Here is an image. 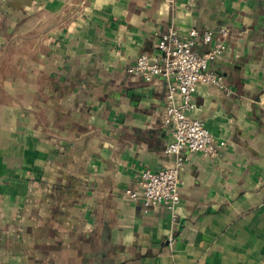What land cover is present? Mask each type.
Segmentation results:
<instances>
[{
    "label": "crops",
    "instance_id": "1",
    "mask_svg": "<svg viewBox=\"0 0 264 264\" xmlns=\"http://www.w3.org/2000/svg\"><path fill=\"white\" fill-rule=\"evenodd\" d=\"M171 28L229 32L215 156L167 153L169 81L128 71ZM179 157L175 208L126 197ZM0 264H264V0H0Z\"/></svg>",
    "mask_w": 264,
    "mask_h": 264
},
{
    "label": "built area",
    "instance_id": "2",
    "mask_svg": "<svg viewBox=\"0 0 264 264\" xmlns=\"http://www.w3.org/2000/svg\"><path fill=\"white\" fill-rule=\"evenodd\" d=\"M177 2L179 0H170ZM196 0H187L190 4ZM220 37L214 39L212 31L200 32L197 28L189 30L182 36L178 30L171 28L162 33L156 42L154 54H142L136 62L128 67V71L140 76L146 81L163 77L169 81L167 106L163 123L171 126L173 139L168 142L167 153L180 156L189 149L207 156L217 154V144L205 122L191 115L195 108L194 95L201 84H212L225 88L224 77L210 69L212 60L222 54L227 48L226 28L219 30ZM213 43L206 53L196 49L198 41ZM182 158L178 164L159 171L143 168L139 173V184L136 190H127L126 197L139 200L145 207L164 204L175 208L181 199L179 170Z\"/></svg>",
    "mask_w": 264,
    "mask_h": 264
}]
</instances>
